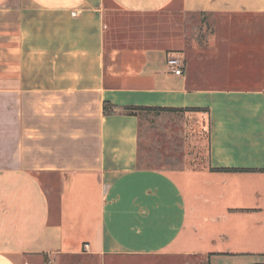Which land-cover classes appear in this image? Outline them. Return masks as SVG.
Here are the masks:
<instances>
[{"label": "crops", "instance_id": "0c3cea01", "mask_svg": "<svg viewBox=\"0 0 264 264\" xmlns=\"http://www.w3.org/2000/svg\"><path fill=\"white\" fill-rule=\"evenodd\" d=\"M187 258L264 264V0H0V264Z\"/></svg>", "mask_w": 264, "mask_h": 264}, {"label": "rangeland", "instance_id": "374dc122", "mask_svg": "<svg viewBox=\"0 0 264 264\" xmlns=\"http://www.w3.org/2000/svg\"><path fill=\"white\" fill-rule=\"evenodd\" d=\"M117 21V20H116ZM119 21V20H118ZM201 111H199L200 113ZM193 113H178V114H172V113H159V114H150V116L146 115L145 117L147 118L146 120H151L154 122V124H157L159 122V120L162 121H168L170 118L173 122L174 125H179V130H178V136H180L181 139L184 140H191V135L189 134L188 128H190L191 125L190 124V120L191 117L193 116ZM168 116V117H167ZM60 123V122H59ZM57 123V124H59ZM203 127H201L199 129V132L197 131L196 134L198 133V137L199 139H197L196 137H194V140L196 141H200V145H199V149L196 146V157H199V159H196V163L197 165H203L204 161H205V157H206V137H205V129H206V123H203ZM147 127V123L145 124ZM185 126V127H184ZM178 127V126H177ZM197 129V126H196ZM186 130V131H185ZM196 138V139H195ZM189 142V141H188ZM196 143V142H194ZM183 144V142H182ZM25 156L23 159V166L28 167V168H32V169H37V168H41V167H47L46 164H43L42 162L45 161V158H42L40 155L42 153H39L40 151H38V156L35 155L34 153V148L33 146H28L27 149L25 150ZM79 151V149L75 148L73 150L72 153ZM48 154L50 153V149H47L46 151ZM187 151L183 150L182 154H186ZM190 154L193 153V149L191 152H189ZM62 155H68V152L65 153V151H63L61 153ZM55 155H58V153L55 152ZM201 163V164H200ZM155 167H159V168H165L168 167L166 165H162V164H154ZM179 166V165H178ZM180 264H207L206 260L204 258H187L186 260L182 261Z\"/></svg>", "mask_w": 264, "mask_h": 264}, {"label": "trees", "instance_id": "16d2710c", "mask_svg": "<svg viewBox=\"0 0 264 264\" xmlns=\"http://www.w3.org/2000/svg\"><path fill=\"white\" fill-rule=\"evenodd\" d=\"M112 105L109 102H104L103 103V113L108 115L112 111ZM124 110L127 114H136L137 111L140 110H151V111H173V112H178V111H187V110H205L202 108H161V107H138V106H126L124 107ZM228 170H233V169H228Z\"/></svg>", "mask_w": 264, "mask_h": 264}, {"label": "built area", "instance_id": "2783aa9c", "mask_svg": "<svg viewBox=\"0 0 264 264\" xmlns=\"http://www.w3.org/2000/svg\"><path fill=\"white\" fill-rule=\"evenodd\" d=\"M167 66L171 72L180 75L182 72V60L177 54H169L166 59Z\"/></svg>", "mask_w": 264, "mask_h": 264}]
</instances>
